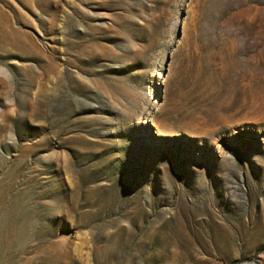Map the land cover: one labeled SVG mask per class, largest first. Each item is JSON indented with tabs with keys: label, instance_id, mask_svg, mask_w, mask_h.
Masks as SVG:
<instances>
[{
	"label": "rangeland",
	"instance_id": "rangeland-1",
	"mask_svg": "<svg viewBox=\"0 0 264 264\" xmlns=\"http://www.w3.org/2000/svg\"><path fill=\"white\" fill-rule=\"evenodd\" d=\"M0 63V264H264V0H0Z\"/></svg>",
	"mask_w": 264,
	"mask_h": 264
},
{
	"label": "clouds",
	"instance_id": "clouds-1",
	"mask_svg": "<svg viewBox=\"0 0 264 264\" xmlns=\"http://www.w3.org/2000/svg\"><path fill=\"white\" fill-rule=\"evenodd\" d=\"M15 76L11 68L3 63H0V82L6 86L5 95L2 97L4 107H0V124L5 122V118L11 116L15 118L17 116V107L15 97ZM8 139L5 141L8 144H12L15 137L14 132L8 133ZM121 224L127 228H131V224L127 220H121Z\"/></svg>",
	"mask_w": 264,
	"mask_h": 264
}]
</instances>
